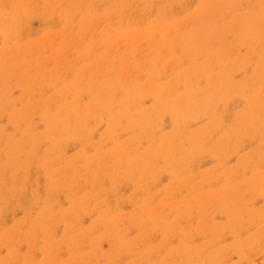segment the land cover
Masks as SVG:
<instances>
[{
    "label": "rangeland",
    "instance_id": "obj_1",
    "mask_svg": "<svg viewBox=\"0 0 264 264\" xmlns=\"http://www.w3.org/2000/svg\"><path fill=\"white\" fill-rule=\"evenodd\" d=\"M0 264H264V0H0Z\"/></svg>",
    "mask_w": 264,
    "mask_h": 264
},
{
    "label": "bare ground",
    "instance_id": "obj_2",
    "mask_svg": "<svg viewBox=\"0 0 264 264\" xmlns=\"http://www.w3.org/2000/svg\"><path fill=\"white\" fill-rule=\"evenodd\" d=\"M186 2V1H185ZM133 7V6H132ZM186 7V6H185ZM121 16V15H120ZM124 16V15H123ZM121 18V17H120ZM130 18V17H129ZM110 19V18H109ZM108 20V19H107ZM121 20H122V18H121ZM133 20V19H132ZM95 21V20H94ZM93 21V22H94ZM122 22V21H121ZM127 23V22H126ZM85 24V23H84ZM85 26V25H84ZM200 27V26H199ZM233 28V27H232ZM84 29V28H83ZM123 33V32H122ZM122 35V34H121ZM121 35H120V37H121ZM204 35H206V34H204ZM72 36V35H71ZM61 37V36H60ZM63 37V36H62ZM128 38V37H127ZM127 38L126 37H124V39L122 38L121 40L123 41L124 40V42L127 40ZM146 38V37H145ZM149 38V37H148ZM151 38V37H150ZM118 39V38H117ZM68 40V39H67ZM135 40H137V39H135ZM115 41H117V40H115ZM122 41H120V42H122ZM132 41V38H128V40H127V42H126V44L128 43H132L131 42ZM111 42V41H110ZM154 42V41H153ZM163 42V41H162ZM155 43V42H154ZM117 43H115V45H116ZM127 44V45H128ZM110 45V44H109ZM150 45V44H149ZM44 46V45H43ZM132 46V45H131ZM160 46H161V44H160ZM109 47V46H108ZM122 48H123V46H122ZM121 48V49H122ZM128 48V47H127ZM119 49V48H118ZM129 49H130V47H129ZM111 50V49H110ZM120 50V49H119ZM127 51H129L128 49H127ZM135 51V50H134ZM142 60V59H141ZM143 61V60H142ZM15 75V74H14ZM86 78V77H85ZM82 81V80H81ZM30 84V83H29ZM109 93V92H108ZM103 95H106V94H103ZM108 96H110V95H108ZM104 97V96H103ZM103 99V98H102ZM46 113V112H45ZM44 115V114H43ZM78 117H79V114H78ZM27 118V117H26ZM66 119L67 118H65V121H63V123H58L57 121H55V119L53 118L52 120H51V118H47V119H43L44 120V122H45V120L48 122V124H51V128H52V123L55 121V123H56V125H54L53 127H55L56 128V130H57V133H59V132H61V130L64 128V127H66L67 126V123H66ZM83 120V119H82ZM84 121V120H83ZM82 121V122H83ZM45 124H46V122H45ZM47 124V125H48ZM46 125V126H47ZM82 125V124H81ZM57 126V127H56ZM47 128H49V127H47ZM51 128L49 129V130H51ZM54 128V129H55ZM53 129V128H52ZM52 131V130H51ZM54 133V132H53ZM57 133H55V134H57Z\"/></svg>",
    "mask_w": 264,
    "mask_h": 264
}]
</instances>
